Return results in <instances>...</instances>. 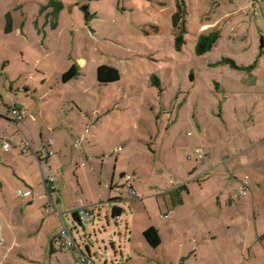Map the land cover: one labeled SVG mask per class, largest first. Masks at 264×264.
Here are the masks:
<instances>
[{"label": "crops", "instance_id": "obj_1", "mask_svg": "<svg viewBox=\"0 0 264 264\" xmlns=\"http://www.w3.org/2000/svg\"><path fill=\"white\" fill-rule=\"evenodd\" d=\"M180 1L186 4L188 10L185 34L187 35L191 32L194 3L192 0L173 2L172 21ZM210 1L207 11L203 10V14L206 15L199 17L198 36L219 32L220 37L206 53L198 54L196 47L194 52L197 55L195 58L206 59L203 61V68L198 67L199 71L205 69V72H210L219 87L218 93L222 102L218 115L221 116V121L212 120L213 123L210 125L207 124L204 116H197L194 113L193 118L197 122L198 129L196 132L189 131L192 132L189 136L193 137L190 142L191 147L183 154V144L177 139L179 131L172 129L178 120L172 119L166 128L159 130L161 138L164 136L165 140L155 139V145H152L154 144L152 141L150 144L154 153L151 162L153 164L147 175L154 181L151 188L143 190L137 188L134 177L131 179L133 190L141 193L142 198L136 197L129 187L128 190L121 189L116 194H110V199L114 201L112 214L116 218V228L110 240L113 245L112 264H129L133 262L134 256L143 261L142 264H264V0ZM5 3L0 29L2 28L7 34L18 33L24 40L32 27L26 18V1L5 0ZM161 3L166 5V2ZM46 4L55 5L57 10H63L66 5L64 0H48ZM59 24L56 20L54 25L57 28ZM229 24H232L230 32L234 35L240 28H244L242 33L238 34L240 39L237 40L234 35L230 37L231 42L237 44L236 47H217L222 42ZM173 29L175 31L174 25ZM33 48L35 47H0V75L4 76L12 87L23 88L25 92L23 101L11 106L0 92V145L2 146L5 141L11 143L10 150L0 148V211L9 212L7 228L11 226L13 233L15 230L23 229L24 232H19V236L23 234L30 242L40 240L43 231H48L46 229L48 218L55 219L56 224L47 238L52 255L71 251L74 264L81 259V255H84L88 264L83 245L92 257V247L96 245L91 234L89 235L91 245L82 237L81 243L74 235L77 247L61 250L53 246V239L64 222L72 229L65 220L64 214L70 211L73 215V211L80 207L65 205L63 212L57 208L61 203L59 181L66 172L65 160L57 154L63 146L56 139L55 134L52 135V131L55 132L60 122L54 119L53 123H47L49 135L42 128L34 130V124L38 121L47 122L45 115L48 109L54 107L55 115L63 118L69 103L80 104L77 98L66 100L63 94L55 93L51 86L46 90H43V86L40 90L31 83V80H36V72L41 73L43 83L48 81L41 68L42 56L35 58L32 53ZM219 50L220 52L217 53ZM181 51H184L183 47ZM18 57L21 68L19 74H16L14 64ZM73 65L78 68V62L73 60L62 72L63 75ZM187 68L190 69L191 81L198 82L200 78L198 71L190 66ZM78 71V75L74 78L66 81L63 77V80L82 81L83 70L78 68ZM193 92L192 94L195 95L197 90ZM180 94L183 101L181 100L179 105L182 107L185 106L191 92L180 89ZM177 100L180 101V96H177ZM15 105L27 109L18 121H13L10 117L11 109ZM78 109L82 112L85 110ZM161 113L157 116V120L160 119ZM176 117H179V112ZM168 133L173 135L170 138L171 144L167 141ZM25 139L32 144L26 152L23 150ZM152 139L153 137L150 138ZM196 146H203L206 150L204 158L200 161L194 158ZM165 151L170 155L172 151L174 174L171 171L172 167H169L170 161H167V158H165L166 163L161 160V154ZM184 170L188 173L184 176L187 177L186 180L180 175ZM116 172L117 167L111 180V188L113 189L115 185L119 188L120 185L128 186L127 175L131 173L121 170L120 181L117 182ZM171 174L180 179L179 182L174 176L169 178ZM211 174L215 176L214 187H205L204 184L212 179ZM193 175H198V178L188 182ZM200 175L205 176L199 178ZM245 175L250 176L251 190L246 196H241L238 187ZM48 176L55 177L54 188H49L45 180ZM225 178L232 180L229 183L232 182L233 187L228 189L220 183ZM16 190L18 196L22 197L19 206L10 200L12 196L10 192ZM20 191L23 195H20ZM34 202L39 204L40 212H43V207L49 208V211L42 213L44 219L36 232L30 229L34 225L31 219L37 212V205L34 207L36 210H31ZM127 205L131 210L132 220H126L124 223L122 217L127 212ZM115 208L118 209L117 215L114 214ZM2 217L0 214V218ZM1 221L2 219L0 248L8 245ZM108 222L110 223V220ZM136 226L139 227L138 238L134 233ZM150 228L157 231L160 238L158 246H153L146 238L145 232ZM104 234L110 235L107 230ZM16 236V241H19L18 234ZM33 249L36 252L35 246ZM19 255L21 259L32 260L31 257L35 254L30 256L20 252Z\"/></svg>", "mask_w": 264, "mask_h": 264}, {"label": "rangeland", "instance_id": "obj_2", "mask_svg": "<svg viewBox=\"0 0 264 264\" xmlns=\"http://www.w3.org/2000/svg\"><path fill=\"white\" fill-rule=\"evenodd\" d=\"M25 1L26 18L32 25L31 29L27 26L30 29L29 35L22 40L23 37L21 38L18 33L7 34L1 28L0 47H35L32 49L33 56L43 57L41 68L48 81L43 83L41 73L36 72V80H31V83L40 90L43 86V90L50 89L51 86L55 93L63 94L66 100L77 98L82 106L69 103L63 118L55 115L52 107L46 112L47 122L38 121L34 124V130L42 128L49 135L47 123H53L54 119L60 122L55 132L52 131V135L55 134L63 146L57 154L65 160L66 172L65 176L59 179L61 206L58 205L57 208L63 212L65 205H79L77 209L86 207L92 211L93 220H85L82 224L70 211L64 214V218L72 226L73 235L77 236L80 242L82 237L91 245L90 234L95 240L96 246L92 247V257L88 249L81 244L85 249L88 264H112L114 257L110 240L116 228V218L112 214L114 201L110 199V194H116L121 189L128 190L127 185H120V188L115 185L113 189L111 188L116 167L117 182L120 181V171L126 170L135 175L132 176L136 177L134 184L137 188L150 189L154 183L147 176L154 157L150 144L152 141L154 143L152 145H155V139L165 140L164 136L161 138L159 130L166 128L172 119H177L176 126L171 127L175 131L178 129L177 139L183 144L185 154L191 147L190 142L193 139L189 136V131L196 132L198 129L193 118L194 113L197 116H204L210 125L213 123L212 120L221 121V116L218 115L222 102L219 98V87L210 72H205V69L199 71L198 67L203 68L202 64L206 59L195 58L197 55L194 52L200 34L199 17L206 15L203 14V10L209 7L211 1L192 0L194 4L191 32L185 35L183 52L177 48L173 29L172 8L176 0H64L66 5L63 10H57L53 4L47 5L48 0ZM161 2H166V5ZM85 5L88 6L90 18L86 17L83 8ZM4 6L5 0H0V25ZM56 20L60 23L57 28L54 25ZM227 26L223 40L217 47L237 45L230 40L234 35L230 32L232 24ZM243 30L244 28H240L234 35L237 40L240 39L238 34ZM219 52L220 50L217 53ZM73 60L78 62L79 70H83L82 81L73 79L71 82H65L62 72ZM102 64L118 67L121 79L110 83L100 82L97 67ZM188 66L198 71L200 75L198 82L191 81ZM20 68L18 57L14 64V72L19 74ZM155 79H159V85ZM221 81L223 82V79ZM180 89L191 92L185 106L182 107L179 105L182 100ZM194 90H197L195 95L192 94ZM0 92L9 101V106L22 102L25 95L23 88L12 87L2 75ZM177 96H180V101L177 100ZM78 108L85 110L82 112ZM160 112L161 117L157 120ZM166 136L171 144L170 138L173 135L168 133ZM0 148L3 149V143ZM171 155L165 151L161 154V160L166 163L167 158V161H170L169 167H172L171 171L174 174L175 164L173 165L171 161ZM173 174L169 175V178H173L171 177ZM180 175L184 177L188 173L184 170ZM195 176H190L188 182L196 180L198 175ZM203 176L205 175H200L199 178ZM211 177L212 179L204 184L205 187H214L215 176L211 174ZM184 178L186 180L187 177ZM174 179L177 182L180 180L176 176ZM229 181L232 180L225 178L220 183L229 189L233 187V183ZM10 193L12 194L10 200L18 205L22 197L18 196L17 190ZM36 205L35 217L30 216L34 222L30 229L35 232L44 219L42 215L47 212L45 207L42 209L43 212H40L39 204L36 202L33 203L31 210L35 209ZM128 208L129 205L122 217L124 223L126 220H132L131 210ZM0 214L3 216L0 220L2 219V230L8 243L0 248V264H74L71 251L52 255L47 238L56 224L55 219H47L48 231L44 230L42 238L33 243L26 240L27 237L23 234L19 236V232H24L23 229L15 230L13 233L11 226L10 230L7 228L9 220L7 210H1ZM58 219L62 222L60 218ZM13 225L17 227L16 224ZM134 229L138 238L139 227L136 226ZM105 230L109 232V236L104 234ZM16 234L19 241H16ZM33 246L37 248L36 252ZM20 252L30 256L35 254L31 257L33 261L29 258L21 259ZM135 257L131 264L143 263Z\"/></svg>", "mask_w": 264, "mask_h": 264}, {"label": "trees", "instance_id": "obj_3", "mask_svg": "<svg viewBox=\"0 0 264 264\" xmlns=\"http://www.w3.org/2000/svg\"><path fill=\"white\" fill-rule=\"evenodd\" d=\"M188 14L187 6L184 2L180 1L178 3V10L173 15V25L175 28V39L178 50L182 49V45L185 43V34L187 32L186 28V16ZM220 37L219 32H212L209 34H202L196 44V52L198 54H204L211 50L214 44ZM225 61H230V59H224ZM79 73L76 65H73L68 71L63 75L64 80L68 81ZM98 79L103 83L115 82L121 79V72L118 67L102 64L98 67ZM155 82L159 85V79H155ZM114 214H118V209H114ZM73 217L82 224L77 212L73 211ZM146 238L153 246H158L160 244V238L157 231L154 228H150L145 232Z\"/></svg>", "mask_w": 264, "mask_h": 264}, {"label": "built area", "instance_id": "obj_4", "mask_svg": "<svg viewBox=\"0 0 264 264\" xmlns=\"http://www.w3.org/2000/svg\"><path fill=\"white\" fill-rule=\"evenodd\" d=\"M27 112V109L24 107H20L15 105L11 109V119L13 121H18L20 120L24 114ZM189 134H192V132H189ZM32 147V144L30 143L29 140L25 139V145L23 150L26 152ZM3 148L5 150H10L11 149V143L9 141H5L3 144ZM53 152H51L52 154ZM206 154V150L203 146H196L194 149V158L198 161L202 160ZM133 178L132 175H127L128 179V187L130 188L131 192L139 198H142L143 195L139 192H136L133 190L131 179ZM46 182L49 185V188H54V182H55V177L54 176H48L46 177ZM239 194L241 196H246L250 190H251V179L249 175H245L241 180L240 184L238 187ZM20 195H23V193L20 191ZM49 211V208L46 209ZM75 212L79 215L80 219L82 221L85 220H93L94 214L89 208L86 207H81L79 209H76ZM53 246L56 249H61V250H69L77 247V242L76 239L73 235L72 229L64 222L63 227L61 230L58 232V234L54 237L53 239ZM87 264L84 255H81V259L77 260V264Z\"/></svg>", "mask_w": 264, "mask_h": 264}, {"label": "water", "instance_id": "obj_5", "mask_svg": "<svg viewBox=\"0 0 264 264\" xmlns=\"http://www.w3.org/2000/svg\"><path fill=\"white\" fill-rule=\"evenodd\" d=\"M83 8L85 9L86 17L89 18L90 12H89V10H88V6L85 5V6H83Z\"/></svg>", "mask_w": 264, "mask_h": 264}]
</instances>
